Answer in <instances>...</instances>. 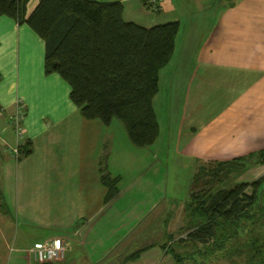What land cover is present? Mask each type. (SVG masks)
<instances>
[{
    "label": "crops",
    "instance_id": "obj_1",
    "mask_svg": "<svg viewBox=\"0 0 264 264\" xmlns=\"http://www.w3.org/2000/svg\"><path fill=\"white\" fill-rule=\"evenodd\" d=\"M39 1H29L27 15ZM94 1L123 2L125 19L145 27L169 22L158 19L167 12L170 21L182 23V5L173 0H157L161 15L151 25L131 18L135 7L145 9L143 0ZM230 1L218 12V29L198 58L212 72L218 70L192 85L182 127L190 130L183 133L186 139L209 153L194 157L207 164L264 150V0ZM222 47L237 53L228 63L216 55ZM45 55V41L29 25L0 16V264H41L31 249L56 238L65 241L67 250L63 260L51 264H124L132 253L123 250L136 239L130 227L133 231L150 207H159L160 202L146 208L151 183L146 186V176L160 175L162 168L157 167L162 162L147 160L143 174L129 177V184L115 175L108 163L117 145L112 122L86 119L71 100V86L58 73H46ZM185 63L196 75L193 62ZM197 101H201L199 111L207 115L195 122ZM20 105L27 112L23 139L16 136L13 125ZM27 141L32 142L33 152L18 160L15 150ZM153 151L160 156L159 149ZM105 175L118 179L117 192L110 197ZM196 175L192 194L202 187L195 184ZM131 192L132 204L127 202ZM130 207L137 211L129 214ZM146 230L140 229L137 239ZM173 231L178 236L180 230ZM141 249H146L141 257L128 264H145L147 254H154L156 262L163 251L167 255L164 249Z\"/></svg>",
    "mask_w": 264,
    "mask_h": 264
},
{
    "label": "trees",
    "instance_id": "obj_2",
    "mask_svg": "<svg viewBox=\"0 0 264 264\" xmlns=\"http://www.w3.org/2000/svg\"><path fill=\"white\" fill-rule=\"evenodd\" d=\"M29 1L0 0V16L29 25L45 41L46 73H58L71 86V100L81 108L83 116L106 125L118 118L134 146L155 144L160 134L155 99L161 73L176 52L180 21L152 27L127 21L121 1L40 0L27 15ZM143 3L148 9L160 10L158 1V8L150 0ZM32 152V142L27 141L18 148L17 158L21 160ZM261 155L264 150L249 166L248 157L230 161H240L248 168L263 164ZM223 162L229 161L216 163ZM202 169L208 181L202 182L185 208L189 217L184 228L187 237L164 244V250L167 254L172 251L177 262L178 242L187 240L204 245L206 250L201 254L212 258L244 239L242 247L249 249L248 254L252 253L258 264H264V175L217 189L215 181L219 183L221 178L209 176L210 170ZM203 174L196 175L195 184ZM103 181L108 196L116 194L118 179L112 181L105 175ZM145 250L132 253L124 264L137 261Z\"/></svg>",
    "mask_w": 264,
    "mask_h": 264
},
{
    "label": "rangeland",
    "instance_id": "obj_3",
    "mask_svg": "<svg viewBox=\"0 0 264 264\" xmlns=\"http://www.w3.org/2000/svg\"><path fill=\"white\" fill-rule=\"evenodd\" d=\"M173 1L178 6L180 4L182 5L180 14L182 23L176 40V52L171 63L161 73L159 92L155 99V108L160 126L159 140L157 139L158 142H155L156 144L151 146L136 148L131 142L124 124L118 118L113 119L110 128L117 141V145L108 158L109 168L115 175H122L125 184L131 182L129 177L137 176L140 172H142V175L149 160L151 163L158 162L159 160L162 162V165L157 167L158 169L162 168L160 175L153 176L151 174L150 177L146 176V186L151 181L150 188L146 189V208L148 209V206H153L155 203L160 202L158 203L159 207H150L145 217L134 225L133 231H131L130 227V235L131 237L133 235L136 239L131 240L129 247L123 250L125 254L133 253L145 246H148L149 249L157 248V250H163L164 244H171L172 240H180L181 238L187 237L188 233L184 228L187 227L189 217L186 215L184 208L192 195L194 174H203L205 171L201 166L205 165L203 168L210 170L211 175L209 176L221 178L219 183L215 181L214 186L217 189L233 186L235 183L243 180L252 181L264 175V155L259 156L263 164L248 168L244 167L240 161H229L219 164L210 161L211 163L207 164L209 162L207 160L194 158L195 156H206L209 153L197 148L193 144L192 139H186L183 135V133L186 134V131H190L182 130L185 123V109L190 96L189 92H191L192 85L195 81L201 83L202 77L206 76L208 78L211 74L213 75L215 70H218L213 69L212 72L207 64L202 66L198 58L203 54L204 45L210 42L213 38L212 36H214L213 33L218 29L216 27V24L220 20L219 16H217L219 14L218 12L229 7L231 1ZM132 11L134 12L131 18L146 25L154 24L152 22L156 21L152 20H155L154 18L161 15L157 14L161 10L153 11L147 7L144 10L142 8L141 11L135 7V10L132 9ZM164 13L166 12L164 11ZM162 15L159 16V20L170 21V14L168 12L166 15ZM246 50L248 51L249 49ZM252 50L254 51V49ZM216 53L226 63L237 55L234 49L224 47L219 48ZM187 61L193 62V66L196 68L194 74L196 73V75L192 76L191 72L193 69H189V64L185 63ZM224 65V63H221L222 67ZM198 68L199 70H197ZM175 73L179 75L174 79ZM200 102L197 101L198 117L195 122L204 120L203 117L207 115L199 111L201 106ZM153 147L154 149L160 150V156H155L156 152L153 151ZM255 155H248L250 159L248 166L253 164L252 162L256 158ZM204 181H208L207 173L201 176L198 182L199 187L202 186V182ZM208 187L209 185L205 189ZM133 194L131 192V195L127 196V202L130 204L135 200L132 197ZM122 208H114L113 210L117 212ZM128 211L130 212L129 214H132L137 209L130 207ZM157 215L158 217H156ZM123 218L125 220L126 217ZM138 227L139 230L144 227L147 229L144 234L140 232L142 234L139 236V239H137L139 233ZM175 227L180 230L177 234L178 236L173 234L175 233L173 231ZM245 243L246 240L242 239L240 242L230 244L232 247L224 250V252L221 249L210 258V256H203L201 254V252L203 253L206 250L204 245L182 240L178 242L180 244L178 249L176 248V252L180 256L177 262L172 251L166 256L163 251L157 262L153 259L154 254L151 256L147 254L145 264H258L256 262L258 260L255 261L251 257L252 253L248 254L249 249L242 247H245ZM175 246L176 243H174ZM243 250L245 252H242ZM181 256L183 257V261ZM113 260L115 262L116 259L114 258Z\"/></svg>",
    "mask_w": 264,
    "mask_h": 264
},
{
    "label": "built area",
    "instance_id": "obj_4",
    "mask_svg": "<svg viewBox=\"0 0 264 264\" xmlns=\"http://www.w3.org/2000/svg\"><path fill=\"white\" fill-rule=\"evenodd\" d=\"M153 3L155 8H158L156 0H150ZM25 108L23 105H20L19 111L13 119L14 130L16 136L19 139H23L25 137L26 129H25ZM3 111L0 109V115H2ZM18 154V148L15 150V155ZM67 246L63 239L56 238L44 243L37 244L34 248L31 249V254L41 264H51L56 261H60L65 258Z\"/></svg>",
    "mask_w": 264,
    "mask_h": 264
}]
</instances>
